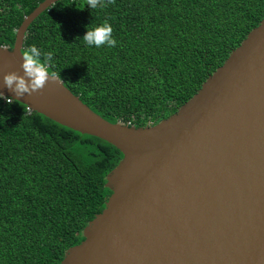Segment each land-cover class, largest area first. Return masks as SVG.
<instances>
[{"label": "trees", "instance_id": "trees-1", "mask_svg": "<svg viewBox=\"0 0 264 264\" xmlns=\"http://www.w3.org/2000/svg\"><path fill=\"white\" fill-rule=\"evenodd\" d=\"M43 0H0V45ZM83 8V10H81ZM264 17V0H57L28 26L23 49L109 122L136 127L174 113ZM105 21L115 47L82 37ZM11 100V103L7 101ZM122 157L110 143L0 96V264H61L100 213L105 176Z\"/></svg>", "mask_w": 264, "mask_h": 264}, {"label": "water", "instance_id": "water-1", "mask_svg": "<svg viewBox=\"0 0 264 264\" xmlns=\"http://www.w3.org/2000/svg\"><path fill=\"white\" fill-rule=\"evenodd\" d=\"M56 1L0 45V96L122 153L103 210L61 264H264V17L174 113L136 127L104 119L58 77L23 97L3 86L23 74L27 28Z\"/></svg>", "mask_w": 264, "mask_h": 264}, {"label": "clouds", "instance_id": "clouds-1", "mask_svg": "<svg viewBox=\"0 0 264 264\" xmlns=\"http://www.w3.org/2000/svg\"><path fill=\"white\" fill-rule=\"evenodd\" d=\"M115 0H86L90 9L106 8L109 4H114ZM83 10V8H81ZM82 37L89 46L100 48L102 46L115 47L117 41L113 38V28L105 21L103 24L89 28ZM23 62L21 68L23 74L9 72L3 75V86L14 92L16 97H23L25 94L31 95L33 92L42 91L49 79H57V73L49 70V64L53 60V53L44 54L41 60V51L32 45L21 50ZM11 103V100H8Z\"/></svg>", "mask_w": 264, "mask_h": 264}, {"label": "built area", "instance_id": "built-area-1", "mask_svg": "<svg viewBox=\"0 0 264 264\" xmlns=\"http://www.w3.org/2000/svg\"><path fill=\"white\" fill-rule=\"evenodd\" d=\"M3 97V96H2ZM3 98H8V97H3ZM9 99H7V101H8ZM29 109V108H28Z\"/></svg>", "mask_w": 264, "mask_h": 264}]
</instances>
